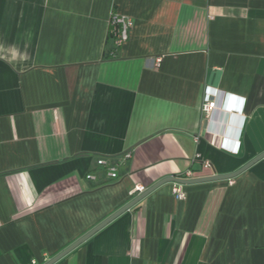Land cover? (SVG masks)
<instances>
[{
    "label": "crops",
    "instance_id": "obj_1",
    "mask_svg": "<svg viewBox=\"0 0 264 264\" xmlns=\"http://www.w3.org/2000/svg\"><path fill=\"white\" fill-rule=\"evenodd\" d=\"M112 12L133 22L120 48ZM262 152L264 0H0V264H44L136 185ZM175 184L56 264H264V159Z\"/></svg>",
    "mask_w": 264,
    "mask_h": 264
},
{
    "label": "water",
    "instance_id": "obj_2",
    "mask_svg": "<svg viewBox=\"0 0 264 264\" xmlns=\"http://www.w3.org/2000/svg\"><path fill=\"white\" fill-rule=\"evenodd\" d=\"M264 159V152L260 153L251 161H248L246 164H244L241 168L234 172L226 173V174H217L214 173L212 175L208 176H201V177H193V178H181L177 176H168L166 178L161 179L153 186L147 188L144 192L140 193L138 196H136L134 199H132L130 202H128L126 205H124L122 208H120L117 212L113 213L111 216L106 218L104 221H102L100 224L96 225L92 230L87 232L85 235H83L79 240H76L74 243H72L70 246L65 248L63 251H61L59 254L55 255L54 257L44 264H56L61 259H63L65 256L68 255V253H71L76 248H78L80 245L85 243L87 240H90L91 237H93L96 233L101 231L104 227H106L108 224L113 222L115 219L120 217L122 214L130 210L133 206H135L137 203L142 201L144 197L150 195L152 192L157 190L159 187L166 183H177L182 185H191V184H198V183H204V182H212V181H221V180H231L236 178L237 176L244 173L246 170H248L250 167H252L254 164L259 162L260 160Z\"/></svg>",
    "mask_w": 264,
    "mask_h": 264
},
{
    "label": "built area",
    "instance_id": "obj_3",
    "mask_svg": "<svg viewBox=\"0 0 264 264\" xmlns=\"http://www.w3.org/2000/svg\"><path fill=\"white\" fill-rule=\"evenodd\" d=\"M133 25V22L127 16H124L120 13L112 12L110 19V30L111 35L113 37L116 48L122 47L129 39L130 29ZM217 100H215L211 94L206 96L205 102L203 104V111L206 113V117H211L213 111L216 108ZM130 153L126 154V157H129ZM98 164L105 166L108 172V175L112 178H116L118 176L117 168L114 164L110 163L106 158H99ZM203 165L206 168H210L212 166L211 162L208 160L203 161ZM88 179L94 180L96 176L94 174H88ZM183 178H193V173L188 171L187 177ZM146 190V187L143 185H136L134 188V192L142 193ZM174 196L178 199H184L186 197V193L182 189L181 184H175L173 187ZM29 264H39L37 259H32Z\"/></svg>",
    "mask_w": 264,
    "mask_h": 264
}]
</instances>
